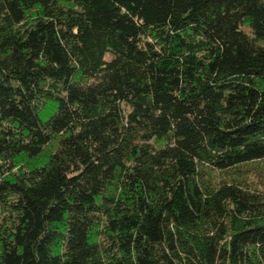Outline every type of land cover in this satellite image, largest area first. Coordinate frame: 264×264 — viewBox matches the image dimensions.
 <instances>
[{
  "label": "trees",
  "instance_id": "16d2710c",
  "mask_svg": "<svg viewBox=\"0 0 264 264\" xmlns=\"http://www.w3.org/2000/svg\"><path fill=\"white\" fill-rule=\"evenodd\" d=\"M0 264H264V0H0Z\"/></svg>",
  "mask_w": 264,
  "mask_h": 264
},
{
  "label": "rangeland",
  "instance_id": "374dc122",
  "mask_svg": "<svg viewBox=\"0 0 264 264\" xmlns=\"http://www.w3.org/2000/svg\"><path fill=\"white\" fill-rule=\"evenodd\" d=\"M106 59H109V55H106ZM25 161V159L23 160ZM253 179H255V177L251 176ZM256 180V179H255Z\"/></svg>",
  "mask_w": 264,
  "mask_h": 264
}]
</instances>
